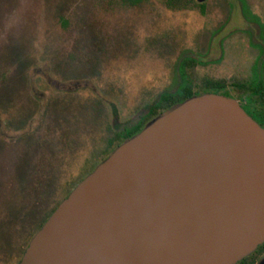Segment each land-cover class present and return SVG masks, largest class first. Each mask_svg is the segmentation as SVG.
<instances>
[{
    "label": "rangeland",
    "instance_id": "1",
    "mask_svg": "<svg viewBox=\"0 0 264 264\" xmlns=\"http://www.w3.org/2000/svg\"><path fill=\"white\" fill-rule=\"evenodd\" d=\"M176 1L0 0V264H19L57 207L101 164L113 127L107 105L95 108L89 92L74 97L66 121L49 124L65 112L51 98L40 108L35 91L51 89L35 70L91 81L104 100L119 103L121 121L176 89L185 57L199 59L186 73L196 91L210 78L229 85L241 78L240 62L256 50L242 31L248 25L229 23L232 5L246 6L256 22L264 0H207L204 12L197 0L184 9L173 8ZM39 112L48 124L33 125ZM63 128H72L67 150Z\"/></svg>",
    "mask_w": 264,
    "mask_h": 264
},
{
    "label": "water",
    "instance_id": "2",
    "mask_svg": "<svg viewBox=\"0 0 264 264\" xmlns=\"http://www.w3.org/2000/svg\"><path fill=\"white\" fill-rule=\"evenodd\" d=\"M263 244L264 128L205 94L117 147L19 264H238Z\"/></svg>",
    "mask_w": 264,
    "mask_h": 264
},
{
    "label": "flooded vegetation",
    "instance_id": "3",
    "mask_svg": "<svg viewBox=\"0 0 264 264\" xmlns=\"http://www.w3.org/2000/svg\"><path fill=\"white\" fill-rule=\"evenodd\" d=\"M188 1V3H176L171 6H173V8L177 7L184 9L191 6L193 3L191 0ZM206 1L207 0H197L198 4L196 6L200 7L202 12L205 10L204 3ZM245 8L246 6L243 5H232V12L230 16L231 20L229 23L233 25L232 28L241 25V21L248 25L245 29L243 28L242 31H246L244 34L249 36L251 41L250 44L256 51L254 53L251 52L247 56L248 58L245 59V63L240 62L242 65V67H240V73L242 74L241 78L239 80L232 81L230 85L225 81L210 78L205 80L202 84H200V86L198 84L199 90L196 91L195 88L197 84L193 82H186V73L189 70H194L195 67L199 65V59L197 56H189L182 59L177 67V73L179 74L180 80L176 89L170 91L165 89L161 91V94L156 96L153 100L152 98L151 100H148L147 97H145V101L148 100V102L144 104L139 112L123 121H121L122 113L120 111L119 103L104 100V98L101 97L98 88L89 80H57L52 78L50 73H42L40 70H35L37 76L43 77L51 89V91L48 89L39 91L36 90L35 92H38L37 94H34L36 101L38 105H40V108H42V105L47 104L48 99L51 98L52 100L49 104H53L54 109L58 107L62 110L63 108L62 111L65 112V117L63 118L61 115L55 116L53 118V122L55 123L49 121L51 122L49 123L51 125L57 124L58 119L61 123L63 120L66 121V119H68L66 114H70L73 101H78L77 99H74V97L82 99L83 92H89L92 96H97L95 108L105 110L107 105L109 109V123L113 127H109L107 129L109 137L107 139L108 142L106 148L102 152V154H104V152L106 153L102 162L107 159L123 142L140 133L147 124L166 110L177 104L183 103L192 97L205 94H217L235 99L247 112V114L262 128H264V4L259 6L256 22H251V20L247 18L248 15ZM253 23H255L256 27L253 26ZM188 93H191L192 95L188 98H184ZM106 102H108V104ZM98 111L99 110H97L96 113L97 116L99 114ZM41 113L42 112H39V115H36L33 118L32 122L34 126H37L43 121L48 124L44 114ZM1 127L2 123L0 122V129ZM71 130L72 128L70 130H68V128H63V132H61L65 135V139L63 144L60 145H64L66 150L69 149L71 145L69 143V139L66 138L69 137ZM50 144L51 146L52 144L55 145L53 142ZM58 145L59 144H56L53 148V153L55 154L56 152L58 153ZM258 252L264 253V244L261 245L251 256L257 254Z\"/></svg>",
    "mask_w": 264,
    "mask_h": 264
},
{
    "label": "trees",
    "instance_id": "4",
    "mask_svg": "<svg viewBox=\"0 0 264 264\" xmlns=\"http://www.w3.org/2000/svg\"><path fill=\"white\" fill-rule=\"evenodd\" d=\"M131 1L132 3H139L141 0H129ZM188 3L189 1L188 0H177L176 3L177 4H181V3ZM192 94L191 93H188L184 98H188L190 97ZM251 258L252 256H249L247 257L246 259H244L243 261L239 262L238 264H254L253 262H251Z\"/></svg>",
    "mask_w": 264,
    "mask_h": 264
}]
</instances>
